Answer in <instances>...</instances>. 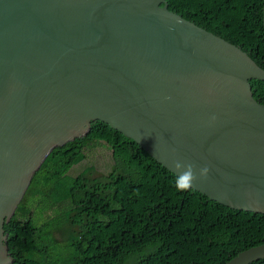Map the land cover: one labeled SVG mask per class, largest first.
Segmentation results:
<instances>
[{"label": "water", "instance_id": "95a60500", "mask_svg": "<svg viewBox=\"0 0 264 264\" xmlns=\"http://www.w3.org/2000/svg\"><path fill=\"white\" fill-rule=\"evenodd\" d=\"M264 69L239 45L171 12L167 0H0V264L5 224L59 146L104 122L193 188L264 214ZM191 190V189H190ZM264 259V244L228 264Z\"/></svg>", "mask_w": 264, "mask_h": 264}, {"label": "trees", "instance_id": "16d2710c", "mask_svg": "<svg viewBox=\"0 0 264 264\" xmlns=\"http://www.w3.org/2000/svg\"><path fill=\"white\" fill-rule=\"evenodd\" d=\"M171 12L241 46L264 69V0H167ZM264 104V81L252 80ZM112 169L77 168L87 151ZM176 177L104 122L51 153L5 224L14 264H228L264 244V214L231 209ZM64 232L65 243L56 239ZM251 264H264V259Z\"/></svg>", "mask_w": 264, "mask_h": 264}, {"label": "rangeland", "instance_id": "374dc122", "mask_svg": "<svg viewBox=\"0 0 264 264\" xmlns=\"http://www.w3.org/2000/svg\"><path fill=\"white\" fill-rule=\"evenodd\" d=\"M87 159L77 168L83 170L85 167H94V177L100 178L101 176L110 173L112 169L111 153L105 149H96L87 151ZM56 239L64 244L65 234L64 232H57Z\"/></svg>", "mask_w": 264, "mask_h": 264}, {"label": "clouds", "instance_id": "9594fccd", "mask_svg": "<svg viewBox=\"0 0 264 264\" xmlns=\"http://www.w3.org/2000/svg\"><path fill=\"white\" fill-rule=\"evenodd\" d=\"M173 166L180 172L175 181V187L180 192L192 189L193 185L200 179L206 180L210 171L208 167H203L199 169V175H197L193 164L181 162L179 159L173 161Z\"/></svg>", "mask_w": 264, "mask_h": 264}]
</instances>
